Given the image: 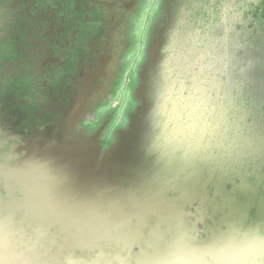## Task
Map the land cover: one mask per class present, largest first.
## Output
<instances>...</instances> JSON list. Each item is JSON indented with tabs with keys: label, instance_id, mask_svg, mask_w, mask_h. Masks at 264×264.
I'll list each match as a JSON object with an SVG mask.
<instances>
[{
	"label": "rangeland",
	"instance_id": "obj_1",
	"mask_svg": "<svg viewBox=\"0 0 264 264\" xmlns=\"http://www.w3.org/2000/svg\"><path fill=\"white\" fill-rule=\"evenodd\" d=\"M165 1L95 0L94 3L77 0L76 4L79 6L75 7L65 0H56L51 2L46 10L45 17L49 22L46 31L50 34L59 31L64 35L66 44H75L74 37L79 35L81 30L90 34L91 39L88 38L86 46L77 53L65 51L59 56L64 61L79 56L85 64L73 63V75L65 73L66 77H71L76 83V91L69 102H64L60 112H52V115L45 113L44 117L37 119V113L31 112L30 108H26L25 113H19L3 111V105L0 106L2 264H72L69 257L75 255L74 253H79L81 258L84 257L83 253L87 254L88 256L84 257L86 259L77 263L89 264L91 254L88 253L92 252V248L88 247L89 242L93 241L89 237L99 235L106 239L95 250L105 255L107 261H103L105 257L102 256V259L94 264H120L116 261V255L122 250L126 251V242L132 244L129 249L134 248L132 237H139V232L136 226L130 225L131 223L129 227L118 225L112 233L100 230L98 235H94L93 230L87 227L81 228L80 233L73 234L72 227L59 229L50 225L41 226L39 221L42 220V212L47 205L44 190L54 192L59 189L53 179L47 184L44 183V175L53 173L58 177L61 173L73 174L77 172L78 167L83 168L85 172L88 170V173L111 172L120 178L127 175L126 179L122 178L116 184L103 181L100 189L98 185L92 187V194L97 196L95 198L106 194V197L102 196L105 200L95 203L97 206L117 205L124 197L128 199V204H141L143 194V204L162 207L161 214L164 215L158 220L166 217V222L170 220L172 207L175 206L181 208L179 210L184 208L186 214L193 217L199 216L201 207L208 208L209 211L220 210L219 219L214 222L216 225L211 222L214 226L212 228L222 226L226 236L238 239L256 238L260 252L255 258H245L244 264H264V151L256 152V157H248L240 152L232 164H215L205 170L203 167H197L202 171L198 170L192 176L196 190L193 201L178 192L165 191L160 186H153L154 190L157 189L156 195L151 194V191L147 190L148 179L156 178L162 182L164 169L154 162L159 159L140 160L131 157L140 152L139 148H144L143 141H139L142 135L137 136V133L143 129L146 122L144 116L150 96L146 75L154 61L152 45L155 31L165 17ZM87 11L91 14L86 16L89 26L84 25L83 29L78 30L80 28L75 26L77 20L73 19V16L77 12L84 14ZM248 18L247 32L259 30V34L264 35V27H260L259 23L264 20V9H256ZM95 35L99 39H94ZM98 40L102 46L101 50L97 46ZM126 50L128 55L123 62H126L129 75L132 76L131 95L135 110L121 122L116 121L117 116H111L105 123V118H101L102 123L99 116H96V110L99 109L101 100L109 98L110 93H113V82L122 67V56ZM100 59H104L105 64L99 63ZM47 71H53L51 66ZM123 92L126 93V98H129L126 87ZM130 140H134V144L129 143ZM129 147H134L131 155ZM75 151L87 154L88 159L78 157L79 154ZM96 152L103 156L100 164L93 161ZM125 153L127 154L124 155ZM108 155L110 157H107ZM134 170H140L141 173L137 180L130 182L127 178ZM192 181H186L185 186L189 187ZM218 187L222 189L221 193L216 190ZM248 187L253 190L248 198L250 201L237 195L236 190ZM138 190L143 192L138 193ZM49 197L51 207L60 206L61 203L56 197ZM216 206H219V209ZM25 207L36 213L26 214L24 210L20 211ZM251 212H255L254 216H250ZM152 228L150 235L145 237L154 247L157 246L156 239L159 237Z\"/></svg>",
	"mask_w": 264,
	"mask_h": 264
},
{
	"label": "trees",
	"instance_id": "obj_2",
	"mask_svg": "<svg viewBox=\"0 0 264 264\" xmlns=\"http://www.w3.org/2000/svg\"><path fill=\"white\" fill-rule=\"evenodd\" d=\"M53 1L0 0L3 111L25 113L30 108L40 119L45 113L60 112L76 91V83L65 73L73 75V63L85 64L79 56L67 61L59 56L64 49L77 53L91 35L78 33L75 44H66L59 31L47 32L45 15ZM65 1L74 6L77 0ZM259 8L264 9V0L165 1V17L152 45L154 61L146 75L150 95L146 122L137 133L142 135L139 141L144 148L131 156L159 159L154 162L164 169L162 182L148 179L151 194L154 185L186 191L185 183L195 174L190 168L199 164L233 159L240 152L256 157V152L264 151V35L246 28L250 13ZM73 19L76 27L89 26L83 13L77 12ZM260 21L264 27V20ZM97 46L102 49L99 40ZM62 62L63 73L58 67ZM99 63L105 64V60ZM50 66L51 73L47 71ZM193 103L194 120L190 114ZM192 123L195 134L189 143L185 137ZM133 148L129 147V155ZM94 157L100 158L99 153ZM140 173L134 170L129 177L137 180ZM111 181L120 182V176ZM68 185L59 187L70 189V194L75 189L89 190L88 183L74 177ZM71 200L64 206L61 203V208L72 204Z\"/></svg>",
	"mask_w": 264,
	"mask_h": 264
},
{
	"label": "flooded vegetation",
	"instance_id": "obj_3",
	"mask_svg": "<svg viewBox=\"0 0 264 264\" xmlns=\"http://www.w3.org/2000/svg\"><path fill=\"white\" fill-rule=\"evenodd\" d=\"M74 6L78 7L79 5L75 3ZM87 14L89 15L90 12L87 11L84 13L85 20L86 16H88ZM79 28L80 29L78 30L83 29L82 27ZM81 31H79V33H81ZM65 51L67 50L64 49L63 52ZM62 64H64V62H62ZM62 64H59L58 67L62 69L63 73L64 68ZM76 153L79 154L80 152ZM86 155H84L85 158H83L85 160L88 159ZM99 157L100 158L98 159L94 157L93 161L100 164L102 162L103 156L99 153ZM235 158L227 160L215 159L214 162L208 165L199 164L195 168H190V171H195L196 173L198 170H201L200 168L197 169L199 166L203 167L205 170L212 168L215 166V164L216 166L227 163L232 164L234 163L233 161ZM83 170V168L78 167L76 173L61 174L58 175V177L53 175V173L44 175L43 181L46 184L49 183L51 179H53L56 182L55 185H58V187H61V185L69 186V180L71 177H74L75 179L78 178L80 180H84L86 184L88 183L89 190L77 191L75 189V191H73L74 193L71 194L69 191L70 189L64 190L60 187L59 189L54 190V192L50 190H44V197L47 199V201H45L47 202V205L45 210H43L44 212H42L44 214L43 218L39 221L42 227H44V225H50L53 228L57 227L59 229L72 227L73 234L80 233L81 228L87 227L90 230H93L94 235H98L100 234V230H106L107 232L112 233L113 230L118 228L120 225V227H123V225L127 227L130 225L136 226L139 232V237H132L133 241L135 242L134 248L129 249L130 245L132 244L130 242H126V251L122 250L121 253L116 255V261L120 264H244L245 258H255V256L260 252L258 246L259 243L256 241V238L238 239L231 236H226L224 234V227L222 226L218 228L215 227V229H213L214 226L212 223L214 224V222L219 219L221 214L220 210H212L209 208V211L207 210L208 208L201 207L199 216L193 217L190 216V214H186V210L184 208L179 210L181 208L175 206L172 207L170 220L166 222V217L161 218L162 220H158L159 217L164 215L161 214L163 213L161 212L162 207L143 204L144 196L142 194L141 195L143 197L141 196L140 199L141 204H128V199L124 197L121 198L120 203L117 205L102 204L97 206L95 203L105 200L103 197H106V194L102 195L103 197L100 196V198H95L97 196L92 194L94 192L92 187H95L99 184L102 185L103 181L109 182L112 180V175H114V177H117L118 175L111 174V172L88 173L85 171L83 172ZM126 177L127 175H122V178L126 179ZM122 178H120V181ZM133 179H135L133 176H128L127 178V180L130 182ZM194 184L195 182L192 181L191 187L189 184L188 189H186L184 192L175 187L163 188L165 191L178 192L189 201H193L196 194ZM156 190L157 189L153 190L154 195H156ZM216 190L220 193L222 192V189L219 187L216 188ZM236 190L238 191L237 195H240L243 197V199L250 201L248 198L253 193L252 188H237ZM99 191L103 192L102 190ZM137 192L142 193L139 190ZM49 196L56 197V200L62 203L63 206L69 203L70 198L72 197V204L62 207L63 209L61 206H59V208H61L59 209L58 205H53V207H51ZM203 204L205 205V203ZM216 208L219 209V206H216ZM23 210L26 212V214H32L33 212L36 213V211H33L29 207H25L20 211ZM71 212L73 213L71 214ZM262 213L264 214V211ZM254 214L255 212H251L250 216H254ZM222 223H224V221ZM262 223H264V218ZM151 228L153 232L155 229V234H157V237H159V239H156L158 244L154 247L150 244V242H147L145 237V235H150ZM89 239H93L92 242H89L88 247L90 249L92 248V252L88 253L89 255L91 254V263L89 264H94V262L102 259V256L105 257V255L96 252V250L100 244L104 243L106 238H102V236L100 237L99 235L98 237H89ZM151 247H153L152 252ZM74 254L75 255L72 254L73 256L71 258L69 257L72 264H78L77 261L79 262V260H84L86 259L84 257L88 256L87 254L83 253L82 256L84 257L81 258L79 253ZM77 254L79 257H77ZM103 261H107L106 257L103 259Z\"/></svg>",
	"mask_w": 264,
	"mask_h": 264
},
{
	"label": "crops",
	"instance_id": "obj_4",
	"mask_svg": "<svg viewBox=\"0 0 264 264\" xmlns=\"http://www.w3.org/2000/svg\"><path fill=\"white\" fill-rule=\"evenodd\" d=\"M128 55V51L124 52L122 56V67L113 82V93H110V97H105V100H101L98 108L96 110V116H99V121L102 122L101 118L104 119V123L108 122L109 118L116 117V121H123L126 116L132 113L134 108V99L131 95V86L133 85L132 76L129 75L128 67H126V56ZM128 66V65H127ZM131 82V83H130ZM124 87L127 88V94L129 98H126V93L123 92ZM128 99V101H127ZM132 101V102H130ZM102 122V123H103ZM112 124V123H110ZM115 124V123H113ZM112 124V125H113Z\"/></svg>",
	"mask_w": 264,
	"mask_h": 264
},
{
	"label": "snow or ice",
	"instance_id": "obj_5",
	"mask_svg": "<svg viewBox=\"0 0 264 264\" xmlns=\"http://www.w3.org/2000/svg\"><path fill=\"white\" fill-rule=\"evenodd\" d=\"M198 2H199V0H193V3H194V4H196V3H198ZM190 114L192 115V118H193V120H194L195 115H196V114H195V104H194V103L190 105ZM194 128H195V125H194V123H192V124L189 125V127H188V129H187V134H186L185 139H186V141L189 142V143H191V140H192V138H193V136H194V134H195V132H194ZM162 243H163V241H162ZM2 261H3V258L0 257V264H2Z\"/></svg>",
	"mask_w": 264,
	"mask_h": 264
}]
</instances>
